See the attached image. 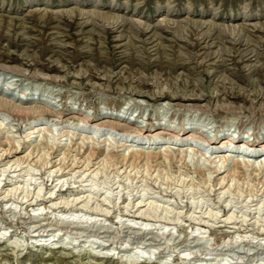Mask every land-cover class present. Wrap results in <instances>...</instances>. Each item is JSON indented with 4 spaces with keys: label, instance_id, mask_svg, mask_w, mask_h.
Segmentation results:
<instances>
[{
    "label": "rangeland",
    "instance_id": "1",
    "mask_svg": "<svg viewBox=\"0 0 264 264\" xmlns=\"http://www.w3.org/2000/svg\"><path fill=\"white\" fill-rule=\"evenodd\" d=\"M165 19H170L169 23ZM85 22L88 23L84 25ZM145 23L150 27L139 33ZM254 23L259 25L258 30L252 27ZM239 25L243 31L239 32ZM205 31L211 34L205 39L211 44L208 48H201L204 42L192 47L178 38L181 35L193 43ZM119 33L131 37L116 40ZM153 38V44L169 47L183 61L191 59V52L198 55L192 62L171 70L157 60L154 51L145 52L141 40ZM234 39L237 43H232ZM246 39L249 48L262 54L258 62L248 63L264 62V0H0V97L31 96L34 103L27 104L31 111L46 109L40 119L14 116L7 109L0 111V264H264L263 157L251 158L255 168L262 160L263 168H258L257 173L252 166L244 167L243 172L228 177L222 189L216 185V177L226 172L212 173L213 166H219L222 160L217 156L216 161L210 149L199 141L191 143L205 155L189 149L177 156L180 149L192 148L184 141L179 150L175 147L168 152L167 159L160 156L156 163L148 165L142 160L135 165L138 169L128 166L132 159L124 160L135 147L165 152L162 144L168 140L135 141L124 138L123 131L111 129L93 132L91 139L75 128L82 113L95 116L99 110L121 109L133 117L132 128L138 124L147 129L158 127V123L165 128L195 124L207 134L248 138L258 135L262 141L264 72L260 76L247 73L243 66L247 62L239 59L237 52ZM122 43L124 46H116ZM219 47L230 49L233 55H224V65L194 63L204 51ZM160 54L161 58L171 57L163 50ZM205 68L216 72L209 76ZM240 71L246 74L247 81L238 79ZM185 83L205 88L209 96L198 101L161 99L176 106L190 105L192 109L167 108L165 103L158 105L149 98L158 90L181 89ZM136 89L149 96L135 97L132 93ZM186 89L190 91L191 87ZM238 89L246 95L232 98L224 94ZM37 97L56 104L63 116L54 117L55 112L37 102ZM39 124L42 130L32 133ZM68 130L75 134L64 135ZM6 137L15 144L12 146ZM124 141L133 143L129 150L119 146ZM15 145L20 152L5 157V152ZM43 154L51 162L44 165L39 160ZM16 158H22L21 164L11 165ZM73 162L74 166L82 164L81 170L88 164L91 170L99 171L80 173L76 167L71 172ZM52 164L58 165L48 171ZM233 164L231 157L226 167ZM66 171L70 174L55 176ZM244 173L249 176L246 178ZM38 187L41 195L46 196L50 189L57 194L56 206H48L50 202L46 208L44 203L29 205L35 202ZM75 197L87 199L77 203L72 201ZM25 200L28 201L22 202ZM65 201L69 202L64 204ZM84 201L87 206L81 207ZM137 201L145 204L140 211H135ZM231 213L232 219L225 221ZM48 220L51 226L45 224ZM41 223L38 230L43 235L37 236L34 224Z\"/></svg>",
    "mask_w": 264,
    "mask_h": 264
},
{
    "label": "bare ground",
    "instance_id": "2",
    "mask_svg": "<svg viewBox=\"0 0 264 264\" xmlns=\"http://www.w3.org/2000/svg\"><path fill=\"white\" fill-rule=\"evenodd\" d=\"M244 8V7H243ZM170 14H172V11L170 12ZM117 17V16H116ZM116 17H114V19H117ZM114 19H112L113 21H114ZM128 19V18H127ZM132 20V19H131ZM131 20H128V21H131ZM166 21H168V23H169V20L170 19H165ZM91 21V20H90ZM121 21V20H120ZM126 21V20H125ZM88 22H85L84 23V25H86ZM128 23V22H127ZM160 23V22H159ZM82 25H83V23H81ZM117 24H119L118 22H117ZM116 24V25H117ZM146 24V23H145ZM144 24V25H145ZM162 24V23H161ZM164 24V23H163ZM120 25L122 26V25H124V23H120ZM154 26V25H153ZM157 26H160V25H156V27ZM215 26V25H214ZM217 26V25H216ZM259 25L257 24V23H254L253 25H252V27H254L256 30H258V27ZM150 26L149 25H147L146 24V26L144 27V28H142L141 30H140V32L139 33H143V32H145L148 28H149ZM234 27V26H233ZM23 28V27H22ZM122 28H124L123 26H122ZM139 28V27H138ZM159 28V27H158ZM191 28V27H190ZM215 28V27H214ZM140 29V28H139ZM138 29V30H139ZM122 30V29H121ZM137 30V31H138ZM208 30H210V29H208ZM217 30V29H216ZM244 30V27L243 26H241V25H239V32L240 31H243ZM181 31V30H180ZM191 31H192V28H191ZM220 31V30H219ZM182 32V31H181ZM122 33H124V32H122ZM238 33V32H237ZM243 33V32H242ZM128 34V33H127ZM178 34V33H177ZM181 34V33H180ZM242 35V34H241ZM240 36V35H239ZM130 37H131V34H130ZM129 36H128V38H130ZM176 37V36H175ZM183 37V36H182ZM182 37H181V35L178 37L179 39H181L182 41H184V43L185 44H188L189 46H192V47H195V46H197V45H200V43L201 42H204V44L201 46V48H208L209 46H211V44L210 43H208V41H205V39L206 38H211V34H210V32L209 31H205V33L204 34H201V36L200 37H198V38H194V41H193V43H188L186 40H183L182 39ZM243 37V36H242ZM116 40H119V41H121V40H123L125 37L124 36H122V34H118L116 37ZM128 38H125L126 40H128ZM133 38H136V37H134L133 36ZM132 38V39H133ZM157 38V37H156ZM156 38H153V39H151V40H141L143 43H144V45H143V48H144V50H145V52L146 53H148L149 51V49L150 50H152V51H154V53H156L157 54V60L158 61H160L161 63H163L164 64V66L165 67H168V68H170L171 70H173L177 65H184V64H186V63H188V62H192V58L193 59H195V56L196 55H198V53L197 52H191V54H189V52H188V57L189 58H191V59H186L187 61H183V60H181V58H176L175 56H174V54H173V52H172V49H170L169 47H166V46H161L160 44H158L157 42L156 43H154L153 44V42L156 40ZM177 38V37H176ZM236 38V37H235ZM201 40V41H200ZM233 40V39H232ZM239 40H240V38H239ZM200 41V42H199ZM249 41V40H248ZM247 41V39H246V41L244 42V44H240V46H242L239 50H238V52H237V55H238V57H239V59L242 61H246L247 63L246 64H244L243 66H245V67H247L246 68V70H248L247 71V73H251V72H256V73H258V75L260 76L263 72H264V62H260V64L259 65H256L255 63L254 64H251V63H248L249 61H256V62H258L259 61V58L261 57V53H259V52H257L256 50H254L253 48H249V46L248 45H250V43ZM128 42H130V40L128 41ZM236 41H235V39H234V41L232 42V43H235ZM125 43H127V42H125ZM125 43H122V44H119V45H116L117 47H122V46H124V44ZM237 43V42H236ZM131 44V43H130ZM213 44V43H212ZM128 45V44H127ZM251 45H253V44H251ZM130 46V45H129ZM132 46H134L133 44H132ZM135 46H136V44H135ZM138 46V45H137ZM220 48V47H219ZM227 48V47H226ZM128 49H130V48H128ZM141 49V48H140ZM163 50V53L165 52V54L166 53H168L171 57H163V58H161V51ZM151 51V52H152ZM150 53V52H149ZM121 54H123V50L121 51ZM128 54H130L129 52H128ZM137 54V53H136ZM164 54V55H165ZM203 56L201 57V59L199 60V61H197V59L195 60V62L194 63H196V64H203V65H206L207 67H212V66H222V65H224L225 64V61H226V59H225V57H224V55H229V56H233L232 55V53H231V50L230 49H226V50H222L221 48L220 49H218V50H208V51H204L203 52ZM127 55V54H126ZM172 55H173V57H172ZM184 55H186V54H184ZM133 56V55H132ZM140 56V55H139ZM143 56V55H142ZM191 56V57H190ZM200 56V55H199ZM123 57H125V55H121V57L120 58H123ZM137 57V56H136ZM184 57V56H183ZM187 57V56H186ZM187 57V58H188ZM252 57H254L253 59H252ZM134 58V57H133ZM185 58V57H184ZM213 59V58H215V59H213L212 61H210V62H208V63H205V62H207L208 60H210V59ZM119 59V58H118ZM141 59V58H140ZM150 59V58H149ZM156 59V58H155ZM257 59V60H256ZM137 60H139V59H137ZM140 62V61H139ZM252 66H257V67H252ZM225 67V66H224ZM252 67V68H251ZM10 68V67H9ZM15 68V67H14ZM6 70V69H5ZM205 72L209 75V76H212V75H214L215 74V72H216V70L215 69H212V70H208V69H206L205 68ZM15 73V72H14ZM3 74V73H2ZM3 76V75H2ZM238 79L240 80V81H243V82H245V81H247V78H246V74L245 73H243V72H238ZM7 84V83H6ZM5 84V85H6ZM186 86L187 87H191V90L190 91H188L187 89H186ZM173 87V86H172ZM171 88V87H170ZM6 89H9V86L7 85L6 86ZM203 90V91H202ZM1 93H4V91H2ZM152 93V92H151ZM151 93H150V95H151ZM135 97H142V96H145L146 98L149 96V93H145V92H143V91H141V90H139V89H136L135 90V92L134 93H132ZM209 93H208V91L205 89V88H202L201 86H199V85H195V83L193 84H191V85H188V83H185L184 85H183V87L181 88V89H175V90H173V89H167V90H158V91H156L155 93H153L152 94V96L151 97H149L151 100H153V101H155L156 102V104H160V105H162V104H164L165 103V106H167V108H169V106L171 105V107L173 108V107H175L176 105H174V104H172V103H169V102H165V100L163 101V100H161L162 98H164V97H168V98H179V99H183V100H199V99H201V98H203L204 96H209L208 95ZM224 94H225V96L226 97H232V98H241V97H244V95H246L245 94V91L244 90H241V89H238V90H231L230 92H225L224 91ZM253 94L254 95H258V94H256V93H254L253 92ZM262 94V93H261ZM211 96V95H210ZM215 97L216 96H218V93H215V95H214ZM38 100V101H37ZM37 102H40L41 104H43L44 106H47V107H49L50 109H52V112L54 111L55 113L54 114H52L54 117H56V118H61V116H63V115H61V111H58V109L56 108V104H53L52 102H50V101H45V100H43V99H41L40 97H37ZM132 100H134V102H133V104L135 103H137L138 101H137V99L136 98H133ZM140 101V100H139ZM36 102V103H37ZM54 102V101H53ZM142 102L143 101H141V105H142ZM30 103H34V101H33V97H24V98H20V97H11V99H6V98H1L0 97V111L1 110H3V111H5L6 109L8 110V111H11V112H13V115L14 116H16V115H18V116H26V117H28L29 119L30 118H33V119H35V118H38V119H40V117H41V115L45 112V110L46 109H44V108H41V109H38V112H37V110H34V112L33 111H31L30 110V107H27V104H30ZM146 104V103H145ZM190 104V103H189ZM139 106H140V103L138 104ZM137 105V106H138ZM180 106H182V107H184L185 109H192L193 107L192 106H190V105H180ZM180 106H176V107H180ZM195 106H197V105H195ZM124 107V106H123ZM142 107V106H141ZM140 107V108H141ZM166 108V107H165ZM183 108V109H184ZM157 109V108H156ZM155 109V110H156ZM195 109V108H194ZM11 112H9V113H11ZM46 113H48V112H46ZM45 113V114H46ZM172 113V112H171ZM175 113V112H174ZM173 113V114H174ZM179 115V114H178ZM24 118V117H23ZM106 118H114L113 119V121L112 120H106ZM26 119V118H25ZM28 119V120H29ZM37 119V120H38ZM133 119V117H129V116H127L126 114H125V111H123V110H121V109H115V112H113V109H111V110H106V111H101V110H99L98 111V113L95 115V116H91V115H89L88 113H82V117H79L78 119H76V121H75V128H78L77 130L80 132L79 134H82V135H84V136H87V137H89V138H91V139H94V135L92 134L93 132H98V131H100V130H118V133H119V130H121V131H123L122 133H123V136H124V138H127V137H129V139H131V140H137V139H143V141L145 140L146 142H152V143H155V140H158L157 142H159V141H161V140H168V141H166V142H163V144H162V150L163 151H165V152H162L161 151V149L159 150V151H153L152 150V148H148V150H145V148H140V147H135V149H134V152L132 153V155L130 156V155H128L127 157H123L124 158V160H130V159H132V162L128 165V166H130V165H132V166H135V165H137L138 166V164L142 161V160H144L145 161V163L144 164H146V165H148V164H150L151 162H155L156 163V160L157 159H159V158H163L164 159V157L166 158V157H168L169 156V151L171 150V149H174L175 147H178V148H175V149H178L179 150V147L180 146H183L184 144H182L184 141L187 143V142H189L188 144H189V146L190 147H192V148H189V147H187V148H185V149H180L179 151H177L178 152V154H177V156L180 154H183V153H180L181 151H185V152H187V150H189V149H192V150H194V151H197V153H201V155L202 154H204V151H200V150H198L197 148H195V147H193V145H192V143H191V140H195V141H199V142H201L202 143V145L204 146V147H207V148H209L210 149V153L211 154H214V159H216L215 157H217V156H219V158H221V160H222V163L219 165V166H213L214 168H215V172H212V173H216L215 175H219V174H221V173H223V172H226L225 174H223V175H221L220 177H216V181H217V184L216 185H219V187L220 188H222V189H225V187H226V185H227V182H228V177H232L233 176V174H235L236 172H243L244 171V167H253V168H255V167H257L256 165L254 166V164H253V161L251 160V158H254V159H256V158H261V157H263L264 158V139L262 140V141H260L259 140V137H258V135H256L254 138H248V136H246V137H237V136H233L232 134H229V133H223L224 134V136H219V135H217V133L215 132V133H213V134H207L206 133V130H204V128H200L199 126H197V125H195V124H192V125H189V126H185V125H182V126H180L179 128H169V127H167V128H165V126H162V124L161 123H158V127H156V128H153V129H147V128H143L142 126V124H138V125H136V127L137 128H132V127H130V123H132V120ZM146 119H148V117L146 118ZM65 120H67V118L65 119ZM144 119L142 118V121H143ZM44 121V120H43ZM71 123V122H70ZM230 124V123H229ZM1 126H2V122L0 121V128H1ZM152 126H154V125H152ZM227 126V125H226ZM151 127V126H150ZM91 128H93V129H91ZM20 129V128H19ZM33 130L31 131L32 133L33 132H39L40 130H42V127H41V124H39V125H35V128H32ZM207 129V128H206ZM2 130H3V128H2ZM48 130V129H47ZM95 130V131H94ZM45 131V130H44ZM74 131V130H73ZM73 131H66V134H64V135H67V134H75V132H73ZM42 132V131H41ZM110 132V131H109ZM99 133V132H98ZM112 133V132H111ZM30 135V134H29ZM45 135V134H44ZM167 135V136H166ZM70 136V135H69ZM46 137V136H45ZM70 138H71V136H70ZM6 139H9V138H7L6 137ZM43 140V139H42ZM106 140L109 142V143H112L111 141H110V139L108 138V137H106ZM7 141H9V142H11L12 140L11 139H9V140H7ZM26 141V140H25ZM44 141V140H43ZM83 141V140H82ZM123 141V140H122ZM13 142V141H12ZM142 142V141H141ZM177 142V143H176ZM40 143V142H39ZM42 143V142H41ZM44 143V142H43ZM83 143V142H82ZM139 143V142H138ZM169 143V144H168ZM170 143H174V146H173V144H170ZM185 143V144H186ZM11 144V143H10ZM13 144H15L14 142L12 143V146H13ZM19 144V143H18ZM131 144H133V143H130V142H127V141H124V142H120V144H119V146H121V145H124V146H126L127 147V150H129L128 148L131 146ZM134 144H136V143H134ZM140 144V143H139ZM7 145H9V144H7ZM41 146H42V144H40ZM59 145V144H58ZM69 145V144H68ZM82 145V144H81ZM108 145H110V144H108ZM138 145V144H137ZM44 146V145H43ZM45 146H46V143H45ZM44 146V148H46ZM51 146V145H50ZM69 146H71V145H69ZM7 146H5V148H6ZM79 147V146H78ZM82 147V146H81ZM80 147V148H81ZM84 147V146H83ZM152 147H153V145H152ZM161 147V146H160ZM4 148V147H3ZM42 148V147H41ZM47 148H50V147H47ZM72 148V147H71ZM39 149V148H38ZM43 149V148H42ZM74 149H76V148H74ZM223 149H228V150H223ZM6 150H7V148H6ZM47 150V149H46ZM49 150V149H48ZM73 150V149H72ZM51 151V150H50ZM80 151V150H79ZM194 151H192L193 153H194ZM17 152H20V149H18V145H15L14 146V149L13 150H11V151H6L5 152V157L6 156H14V154L15 153H17ZM97 152H98V150H97ZM10 153V154H9ZM110 153V152H109ZM131 153V152H130ZM173 153V152H172ZM171 153V154H172ZM4 154V153H3ZM67 154V153H66ZM94 154V153H93ZM111 154V153H110ZM114 154V153H113ZM116 154V153H115ZM170 154V155H171ZM238 154H240V155H238ZM30 155H32V152L31 153H28L25 157H29ZM65 155V154H64ZM112 155V154H111ZM173 155H175V152H174V154ZM179 155V156H180ZM205 155V154H204ZM203 155V156H204ZM66 157H67V155H65ZM74 156V155H73ZM72 156V157H73ZM90 156V155H89ZM109 155L107 154V157H108ZM113 156V155H112ZM112 156H110V157H112ZM115 156V155H114ZM117 156V155H116ZM120 156V155H119ZM126 156V155H125ZM161 156V157H160ZM71 157V158H72ZM92 157V156H91ZM183 157V156H182ZM181 157V158H182ZM185 155H184V157L182 158V159H185ZM212 157V158H213ZM233 158V162H234V164H233V166H231V168H229V167H226L227 166V163H228V161L230 160V158ZM70 158V159H71ZM76 158V157H75ZM117 159H118V156L116 157ZM122 158V159H123ZM180 157H179V159H181ZM208 158H209V156H208ZM212 158H211V160H212ZM40 159H42V163L45 165V164H47V163H49V162H51L50 160H48L47 159V155L46 154H43V155H40V157H39V160ZM65 159V158H64ZM69 159V160H70ZM90 158H88V160H89ZM92 159V158H91ZM111 159V158H110ZM109 159V160H110ZM119 159H121V157L119 158ZM121 159V160H122ZM167 159V158H166ZM170 159H171V157H170ZM170 159H168V160H170ZM181 159V160H182ZM31 160H32V158H31ZM35 160V159H34ZM61 160V159H60ZM104 160V159H103ZM108 160V161H109ZM116 160V159H115ZM120 160V161H121ZM172 160V159H171ZM178 160V159H177ZM220 160V161H221ZM10 161H11V159L10 160H8V161H6V163L5 164H8V163H10ZM67 161V160H66ZM72 161H73V159H72ZM71 161V162H72ZM116 161H118V160H116ZM126 161V162H127ZM180 161V160H179ZM185 161V160H184ZM216 161H218V159H216ZM262 160H259V162H260V165H259V167L258 168H263L262 167V165H263V163L261 162ZM21 162H22V158H16L12 163H11V165L12 164H17V165H19V164H21ZM61 162H63V161H61ZM83 162H85V161H83ZM96 162V161H95ZM94 162V163H95ZM98 162V161H97ZM123 162V161H122ZM214 162V161H213ZM256 162V161H255ZM42 163L40 164L41 166H42ZM60 163V162H59ZM58 163V164H59ZM89 163V162H88ZM127 163H129V162H127ZM142 163V162H141ZM209 163H210V161H209ZM212 163V162H211ZM216 163V162H215ZM58 164H56L55 166H53V164L52 165H50L49 166V169H48V171H51V167L53 166V168L54 167H56ZM74 162H73V168H70L69 169V171L71 170V172L74 170V168H78V170H76V172H80V173H84L85 171H89V170H91L90 169V166H88V164H85V166H84V168L81 170V169H79L81 166H82V164L81 165H79V166H77V165H75L74 166ZM90 164V163H89ZM122 164V163H121ZM126 164V163H125ZM143 164V165H144ZM162 164V163H161ZM213 164V163H212ZM11 165H10V167H11ZM93 165H95V164H93ZM113 165V164H112ZM120 166V165H119ZM131 166V167H132ZM137 166H135V167H137ZM141 166V165H140ZM158 166V165H157ZM63 167L65 168V166L63 165ZM92 167V166H91ZM115 167V166H114ZM123 167V165L122 166H120L119 168H122ZM125 167H127V165H125ZM134 167V168H135ZM148 167V166H147ZM152 167H155V166H152ZM151 167V168H152ZM52 168V169H53ZM59 168H61V165L59 166ZM94 168V167H93ZM116 168V167H115ZM118 168V169H119ZM138 169H139V167H137ZM197 168V167H196ZM199 168V167H198ZM197 168V169H198ZM212 168V167H211ZM258 168H255V171L256 170H258ZM9 169V168H8ZM58 169V168H57ZM97 169V171H99L98 170V168H95V169H92L91 170V172L92 173H94V170H96ZM131 169V168H130ZM153 169V168H152ZM200 169H201V167H200ZM210 169V168H209ZM213 169V168H212ZM264 169V168H263ZM127 170V168H125L124 169V171H126ZM206 170H207V168H206ZM248 170V169H247ZM250 170V169H249ZM261 170V169H260ZM56 171H58V170H56ZM64 171V170H63ZM116 171V170H115ZM114 171V172H115ZM119 171V170H118ZM117 171V172H118ZM124 171H123V173H124ZM211 171H213V170H211ZM211 171H210V173H211ZM251 171H253V169L251 170ZM250 171V172H251ZM130 172H131V170H130ZM148 172V171H147ZM202 173L204 172V171H201ZM208 172H209V170H208ZM247 172V171H246ZM250 172H249V175H250ZM258 171H256V173H257ZM91 173V174H92ZM97 172H95V174H96ZM200 173V172H199ZM209 173V174H210ZM259 173H261L262 174V172L260 171ZM65 174H70V172H68V171H66V172H61L59 175H55V176H57V178H60V177H62V176H65ZM89 174V173H88ZM118 174V173H117ZM121 174V173H120ZM240 174V173H239ZM245 174H247V173H244V175ZM252 174H253V172H252ZM252 174H251V176H252ZM203 175V174H202ZM248 175V176H249ZM206 176V175H205ZM211 176V175H210ZM246 176V175H245ZM248 176H246V178L248 177ZM255 176V175H254ZM253 176V177H254ZM257 176H260V175H258L257 174ZM256 176V177H257ZM204 177V176H203ZM202 177V178H203ZM207 177V176H206ZM235 177V176H234ZM81 178V177H80ZM245 179V178H244ZM54 180V179H53ZM208 180V179H207ZM226 180V182L224 183V185H222L223 184V182ZM231 180V179H230ZM240 180V179H239ZM253 180V179H252ZM204 181H206V180H204ZM245 181V180H244ZM7 182V181H6ZM208 181H206V183H207ZM246 182V181H245ZM263 182H264V180H263ZM205 183V182H204ZM30 184V183H29ZM213 184V183H212ZM51 185V184H50ZM214 185V184H213ZM4 186V185H3ZM27 187V186H26ZM56 187V186H55ZM61 187V186H60ZM2 188V187H1ZM227 188H229V186H227ZM15 189V188H14ZM17 189V188H16ZM39 187H38V190L37 191H35L36 193V198H35V202L33 203V202H30L29 203V205H31V206H33V205H38V206H40L41 204H43L44 203V206H43V208L47 205L46 203L47 202H50V204L48 205V206H52L53 207V205L54 206H56V204H57V201H55V199H56V196H57V194H53V190H51L50 189V191L48 192V194L46 195V196H44V195H41L40 193H39ZM59 189V188H58ZM57 189V190H58ZM71 189V188H70ZM1 190V189H0ZM220 190V189H219ZM2 191V190H1ZM15 191H17V190H15ZM29 191V190H28ZM59 191V190H58ZM222 191V190H221ZM21 192H22V190H21ZM27 192V191H26ZM9 195V194H8ZM33 195V194H32ZM25 196V195H24ZM39 196H41V197H39ZM90 197V196H89ZM105 197H107V196H105ZM2 198V197H1ZM25 198V197H24ZM31 199V198H30ZM85 199H87L86 197L84 198V199H79V197H75V198H73L72 199V201H76V200H78V202L77 203H80V202H82L83 200H85ZM2 200V199H1ZM26 201H28V200H25V201H22V202H26ZM87 201V200H86ZM102 201V200H101ZM1 202V201H0ZM21 202V203H22ZM69 201H65V203L64 204H66V203H68ZM142 201H137L136 202V204H134L135 206H136V209H135V211H140L141 210V207H143L145 204H142L141 203ZM71 203V202H70ZM76 203V204H77ZM88 203V202H87ZM145 203V202H144ZM151 203V202H150ZM46 204V205H45ZM105 204V203H104ZM81 205V207H83V206H87L86 204H85V201H84V204L82 203V204H80ZM110 205V204H109ZM127 205H128V203H127ZM74 206V205H73ZM78 206V205H77ZM111 206V205H110ZM129 206V205H128ZM59 207V206H58ZM133 207V206H132ZM39 208V207H38ZM46 208V207H45ZM56 208V207H55ZM87 208V207H86ZM150 208V207H149ZM53 209V208H52ZM133 209V208H132ZM136 213V212H135ZM141 215H142V213H141ZM33 216V215H32ZM136 217V216H135ZM232 217V213L230 214V215H228V216H226V218H225V221L226 220H229V219H232L231 218ZM47 219V218H46ZM47 221V220H46ZM45 221V222H46ZM55 223V222H54ZM72 223V222H71ZM46 225H50L51 226V224H52V221L51 220H48V222L47 223H45ZM57 225L59 224L60 225V223H56ZM124 225V224H123ZM122 225V226H123ZM34 226L36 227L35 228V230L37 231L38 230V228H40V227H42L43 226V224L41 223V224H39V225H37V224H34ZM49 226V227H50ZM65 226V225H64ZM128 229L129 228H131V225L129 224V225H127L126 226ZM61 228V227H60ZM63 228V227H62ZM41 229V228H40ZM46 229V228H45ZM54 229V228H53ZM59 229V228H58ZM128 229H127V231H128ZM51 230V229H50ZM33 231H34V229H33ZM33 234V233H32ZM37 236H42L43 235V232H39V230H38V232H37V234H36ZM153 237V236H152ZM195 240V239H194ZM246 244V243H245ZM242 257V256H241Z\"/></svg>",
    "mask_w": 264,
    "mask_h": 264
}]
</instances>
